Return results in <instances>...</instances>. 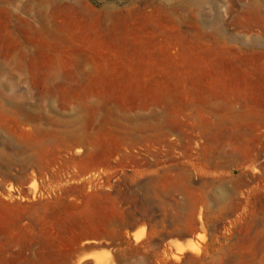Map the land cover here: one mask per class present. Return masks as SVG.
<instances>
[{"label": "rangeland", "instance_id": "obj_1", "mask_svg": "<svg viewBox=\"0 0 264 264\" xmlns=\"http://www.w3.org/2000/svg\"><path fill=\"white\" fill-rule=\"evenodd\" d=\"M251 1L0 0V264H264Z\"/></svg>", "mask_w": 264, "mask_h": 264}, {"label": "crops", "instance_id": "obj_2", "mask_svg": "<svg viewBox=\"0 0 264 264\" xmlns=\"http://www.w3.org/2000/svg\"><path fill=\"white\" fill-rule=\"evenodd\" d=\"M251 4L253 5L254 9H264V0H252Z\"/></svg>", "mask_w": 264, "mask_h": 264}, {"label": "bare ground", "instance_id": "obj_3", "mask_svg": "<svg viewBox=\"0 0 264 264\" xmlns=\"http://www.w3.org/2000/svg\"><path fill=\"white\" fill-rule=\"evenodd\" d=\"M44 8H45V6H44ZM73 9V8H72ZM80 15V14H79ZM65 17V16H64ZM76 17H78V18H84V17H81V16H76ZM64 21V20H63ZM71 24V23H70ZM81 24V23H80ZM47 27V26H46ZM65 29V28H64ZM79 36V35H78ZM80 37V36H79Z\"/></svg>", "mask_w": 264, "mask_h": 264}]
</instances>
